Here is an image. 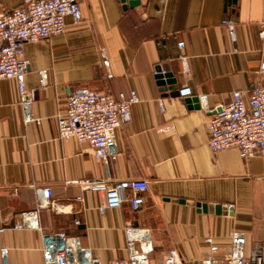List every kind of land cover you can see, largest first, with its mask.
I'll return each instance as SVG.
<instances>
[{
  "label": "crops",
  "instance_id": "1",
  "mask_svg": "<svg viewBox=\"0 0 264 264\" xmlns=\"http://www.w3.org/2000/svg\"><path fill=\"white\" fill-rule=\"evenodd\" d=\"M21 1L0 0V13ZM78 1L80 22L68 16L63 33L26 43L38 120L24 121L17 81L0 79V248H8L9 264H42L47 231L79 235L104 263L146 243L152 264H163L171 247L197 261L209 252L206 236L219 242L222 256L235 229L245 232L248 252L256 244L264 252V157L212 150L209 114L175 94L188 86L214 107L237 90L248 101L253 87L264 85V0ZM225 18L235 21L234 36ZM159 68L175 83L160 84ZM44 69L48 82L41 86ZM78 86L116 98L136 91L114 157L97 160L88 143L59 137L57 116ZM108 174L112 181L148 180L138 209L124 203L100 212L103 193L81 181ZM46 186L54 206L39 207ZM197 202L219 204L220 212ZM27 211L36 213V224L15 228ZM128 226L146 231L148 240L131 244Z\"/></svg>",
  "mask_w": 264,
  "mask_h": 264
},
{
  "label": "built area",
  "instance_id": "2",
  "mask_svg": "<svg viewBox=\"0 0 264 264\" xmlns=\"http://www.w3.org/2000/svg\"><path fill=\"white\" fill-rule=\"evenodd\" d=\"M70 16L75 23L83 18L78 0H22L21 3L0 13V79L17 81L19 98L24 110L26 123L38 120L32 113L36 89L27 85L30 60L26 55V43L48 39L61 34L67 27L66 18ZM224 23L232 36L235 35V21L225 18ZM264 35V29L261 30ZM184 41H178L184 48ZM264 73V60L260 64ZM41 86L48 82L47 70H41ZM190 87L179 89L178 96H191ZM202 108L209 114L208 145L214 151L237 148L244 159L256 155L264 157V85H255L247 101L242 91H234L233 99L227 104L210 107L206 94L197 95ZM139 97L135 90L116 98L108 92L86 86L75 87L67 96L66 107L57 116L59 137L75 138L88 143L97 160L114 157L118 151L117 129L123 122L132 119V106ZM84 189L103 193L104 200L99 205L100 212L129 203L138 209L144 202L143 192L149 187L148 180L136 178L114 180L112 177L86 179L81 181ZM50 186L41 189L39 207L54 206ZM80 199L81 197L78 196ZM36 213H23L22 222L15 228L32 227L36 223ZM77 223L80 220H76ZM127 233L131 244L140 239L147 241L146 231L128 226ZM142 230V229H141ZM42 264H152L149 258V244H141L127 256L104 263L93 254L92 249L82 243L79 235H70L63 231H47L43 234ZM209 252L197 261L184 260L175 247H171L164 256L163 264H264V252L256 244L247 251V236L244 231L235 229L230 235L229 250L218 255L219 242L213 236H206ZM0 264H9L8 248H0Z\"/></svg>",
  "mask_w": 264,
  "mask_h": 264
},
{
  "label": "water",
  "instance_id": "3",
  "mask_svg": "<svg viewBox=\"0 0 264 264\" xmlns=\"http://www.w3.org/2000/svg\"><path fill=\"white\" fill-rule=\"evenodd\" d=\"M172 73L166 72V73H162V71L160 70V68L157 70V74L156 77L158 78V81L160 84L165 85V83H170V84H174L175 83V79L171 77ZM175 88V87H172ZM178 90L175 91V94L178 95ZM187 101L189 102H194L195 103V107H200V103H199V99L198 96H188ZM196 205L199 207V209H202L204 211L212 210L213 208L216 210V212H220V208L221 205H216L213 206L212 204L207 205L206 203H201V202H197Z\"/></svg>",
  "mask_w": 264,
  "mask_h": 264
}]
</instances>
